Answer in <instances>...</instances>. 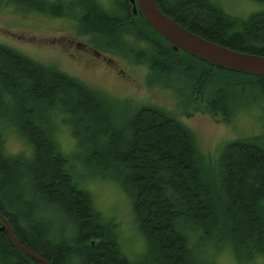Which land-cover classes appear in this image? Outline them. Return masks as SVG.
I'll return each instance as SVG.
<instances>
[{
	"label": "trees",
	"instance_id": "obj_1",
	"mask_svg": "<svg viewBox=\"0 0 264 264\" xmlns=\"http://www.w3.org/2000/svg\"><path fill=\"white\" fill-rule=\"evenodd\" d=\"M158 1L187 29L264 55V10L242 18L216 0ZM113 4L0 0V10L13 6L73 19L96 48L147 65L148 85L170 89L185 108L202 100L231 121L243 110V96L259 103L263 76L175 50L141 12H132L130 0ZM6 126L29 144V154L7 150ZM59 126L75 140L72 153L62 148ZM216 166L208 176L193 133L174 114L143 105L119 124L97 91L0 43V211L18 239L51 264H216L225 251L236 264H257L264 257V126L259 135L226 143ZM91 180L115 183L130 198L146 241L134 260L118 223L96 207ZM0 264L42 263L0 230Z\"/></svg>",
	"mask_w": 264,
	"mask_h": 264
},
{
	"label": "rangeland",
	"instance_id": "obj_2",
	"mask_svg": "<svg viewBox=\"0 0 264 264\" xmlns=\"http://www.w3.org/2000/svg\"><path fill=\"white\" fill-rule=\"evenodd\" d=\"M99 1L106 8L114 5L113 0ZM216 1L229 13L242 18L264 10V2L260 0ZM0 43L97 91L111 104L119 124L125 122L134 108L143 105L174 114L193 133L208 176H214L219 154L226 143L262 133L264 119L260 116L264 111V94H257V104L252 102L254 95L243 96V110L231 121L210 111L202 100L185 108L170 89L148 85L150 70L147 65L134 62L119 52L96 48L92 35L79 34L73 19L4 7L0 10ZM131 43L140 47L138 43ZM176 80L183 86L186 82L182 78ZM5 132L6 148L10 153H30L29 144L12 127L6 126ZM59 138L67 153L76 149L67 127L59 126ZM88 187L96 207L118 223L122 246L134 260L146 249V241L138 230L130 198L112 182L91 180ZM215 260L216 264H236L228 251ZM257 264H264V257L259 258Z\"/></svg>",
	"mask_w": 264,
	"mask_h": 264
},
{
	"label": "water",
	"instance_id": "obj_3",
	"mask_svg": "<svg viewBox=\"0 0 264 264\" xmlns=\"http://www.w3.org/2000/svg\"><path fill=\"white\" fill-rule=\"evenodd\" d=\"M135 13L141 12L148 24L168 40L175 50L191 55L226 70L264 77V55L235 50L211 41L181 25L166 14L158 0H130ZM3 226L13 243L24 253L42 264H51L46 258L25 246L17 237L9 219L0 211Z\"/></svg>",
	"mask_w": 264,
	"mask_h": 264
},
{
	"label": "flooded vegetation",
	"instance_id": "obj_4",
	"mask_svg": "<svg viewBox=\"0 0 264 264\" xmlns=\"http://www.w3.org/2000/svg\"><path fill=\"white\" fill-rule=\"evenodd\" d=\"M132 12L134 13V14H137V13H135L134 11H133V5H132ZM95 49V48H94Z\"/></svg>",
	"mask_w": 264,
	"mask_h": 264
}]
</instances>
